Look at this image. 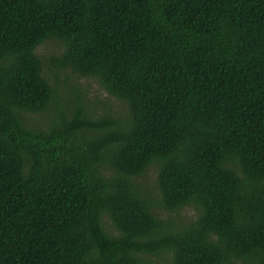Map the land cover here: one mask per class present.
Masks as SVG:
<instances>
[{
    "label": "trees",
    "instance_id": "obj_1",
    "mask_svg": "<svg viewBox=\"0 0 264 264\" xmlns=\"http://www.w3.org/2000/svg\"><path fill=\"white\" fill-rule=\"evenodd\" d=\"M46 40L122 109L61 107ZM152 256L264 264V0H0V264Z\"/></svg>",
    "mask_w": 264,
    "mask_h": 264
},
{
    "label": "rangeland",
    "instance_id": "obj_2",
    "mask_svg": "<svg viewBox=\"0 0 264 264\" xmlns=\"http://www.w3.org/2000/svg\"><path fill=\"white\" fill-rule=\"evenodd\" d=\"M62 51V44L53 40H46L39 44L35 50L43 63V74L45 78L55 87L58 98L61 99V107L67 112L73 111L75 102L70 92L77 88L81 94V105L85 108L86 114L92 115V118H98L105 114H112L114 111L122 109L123 104L99 84L97 79L93 77H81L72 74L68 69L57 70L51 65V58L57 56ZM67 89L68 91H66ZM54 109L50 106L47 111L39 113H31L28 117L31 119V125L39 127H47L53 119ZM153 165H151L152 167ZM150 168V167H149ZM156 172L149 169L146 174L145 181L147 187L151 188L154 184ZM194 214V207L188 205L180 210L181 218H189ZM167 213L162 211L161 216H166ZM147 264H170L168 259L152 256Z\"/></svg>",
    "mask_w": 264,
    "mask_h": 264
}]
</instances>
